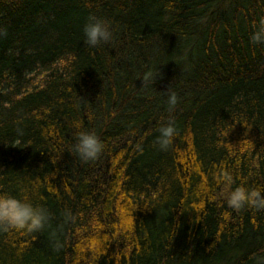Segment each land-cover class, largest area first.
Returning <instances> with one entry per match:
<instances>
[{"label": "trees", "instance_id": "1", "mask_svg": "<svg viewBox=\"0 0 264 264\" xmlns=\"http://www.w3.org/2000/svg\"><path fill=\"white\" fill-rule=\"evenodd\" d=\"M90 15L110 41L85 42ZM262 19L264 0H0V194L51 217L0 232V264H264V210L227 203L264 189Z\"/></svg>", "mask_w": 264, "mask_h": 264}, {"label": "clouds", "instance_id": "2", "mask_svg": "<svg viewBox=\"0 0 264 264\" xmlns=\"http://www.w3.org/2000/svg\"><path fill=\"white\" fill-rule=\"evenodd\" d=\"M83 32L85 42L89 46H97L101 42H108L112 38V32L109 25L94 15H90L84 25ZM6 29H0V35L6 36ZM253 43H264V19L260 21V27L250 37ZM162 75L160 72L156 75ZM152 79L151 74L145 75L142 80V86L145 82ZM167 92L169 112H171L177 102L178 96L174 91ZM159 136L155 143L160 150L166 151L173 143L177 135V129L173 120L159 128ZM75 151L85 162L95 160L103 151V144L95 132L81 131L77 134V143ZM228 206L234 210H241L245 206L253 207L257 210H264V189L252 188L247 189L243 186L235 188L227 198ZM70 215V214H69ZM51 217L48 210L41 206H34L26 197H17L10 194H0V232L27 231L37 232L45 228ZM54 235V234H53ZM58 250V242L55 245Z\"/></svg>", "mask_w": 264, "mask_h": 264}]
</instances>
